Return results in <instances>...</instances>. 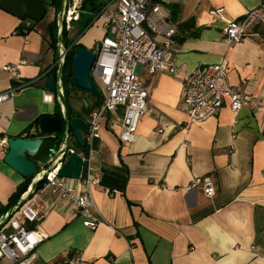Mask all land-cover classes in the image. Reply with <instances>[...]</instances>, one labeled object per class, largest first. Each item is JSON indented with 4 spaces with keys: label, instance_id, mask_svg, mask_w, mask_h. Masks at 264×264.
Here are the masks:
<instances>
[{
    "label": "crops",
    "instance_id": "1",
    "mask_svg": "<svg viewBox=\"0 0 264 264\" xmlns=\"http://www.w3.org/2000/svg\"><path fill=\"white\" fill-rule=\"evenodd\" d=\"M161 1L171 15L178 6L176 27L194 18L198 35L184 37L177 27V74L138 67L149 96L132 143L120 139L122 108L103 118L92 145L71 142L84 156L95 150L100 179L91 188L105 222L89 229L66 200L47 190L40 202L47 213L35 226L41 243L34 264H67L76 253L85 264H264V114L246 107L235 112L226 98L217 114L190 122L181 99L187 72L226 57L230 84L264 101V25L230 47L223 19L238 18L262 0ZM106 7L113 10L116 2ZM60 10L55 0H0V93L32 82L0 102V216L25 181L4 161L6 140L23 135L42 115L56 114L60 104L44 88L58 56L53 31ZM98 20L82 43L89 48L104 32V18ZM21 60L14 80L3 68ZM71 95L74 111L90 122L103 95L76 87ZM45 156L39 161L47 162ZM207 174L216 185L213 197L201 187L188 190Z\"/></svg>",
    "mask_w": 264,
    "mask_h": 264
},
{
    "label": "built area",
    "instance_id": "2",
    "mask_svg": "<svg viewBox=\"0 0 264 264\" xmlns=\"http://www.w3.org/2000/svg\"><path fill=\"white\" fill-rule=\"evenodd\" d=\"M83 1L73 0L71 6L68 0L65 21L68 31L73 27L72 22L79 19ZM114 1L115 9L109 11L106 7L98 14V17L104 18V32L95 44L96 57L90 75L100 85L103 102L100 108L92 112L90 129L85 136L86 145H92L93 140L100 136L103 118L117 108L123 109L121 141L132 143L136 139L140 120L147 112L149 96L137 72V66L145 65L150 72H179L173 45L178 30L164 3L158 1L152 4L151 0ZM72 8L74 12L71 14ZM222 11L219 8L215 13L221 15ZM60 16L61 11L58 23ZM223 19L225 42L230 47L234 46L248 35L254 25H264V0L238 18ZM74 44L72 42L67 45L62 39L57 47L58 56L52 71L58 67L64 68L67 55ZM24 63L25 60H21L15 65H5L3 69L15 80L18 78L19 67ZM228 65V58L223 57L218 62L199 64L184 76L181 99L190 122H202L217 114L226 98L235 112L246 107L264 114V101L259 96L242 92L230 84ZM63 78L58 79V84L64 93ZM30 84L32 82L20 81L12 84L7 91L0 93V102L11 99ZM56 97L61 103L60 95L56 94ZM71 142L72 138L67 145L62 136L59 148L54 154L49 153V160L45 165H39L40 169L36 170L28 189L0 216V264H34L36 250L41 243L35 226L46 216L47 208L40 202L47 190L55 191L59 199L66 200L89 229L95 230L105 222L91 188L100 179L95 165V150L91 148L89 155L84 156L72 147ZM69 152H77L83 156L79 179L59 176ZM38 181L40 182L35 187L34 184ZM197 187H201L208 197H213L217 192L215 182L209 174L194 178L188 190ZM20 200L23 202L20 203ZM64 263L85 264V261L76 253L66 258Z\"/></svg>",
    "mask_w": 264,
    "mask_h": 264
},
{
    "label": "water",
    "instance_id": "3",
    "mask_svg": "<svg viewBox=\"0 0 264 264\" xmlns=\"http://www.w3.org/2000/svg\"><path fill=\"white\" fill-rule=\"evenodd\" d=\"M67 7L68 0H62L61 16L58 23L57 47L63 39ZM95 57V50L85 45L79 47L73 54L74 80L79 87L86 90H94L95 88V83L90 75ZM63 75V67H58L57 70L47 75L44 85L45 90L48 92L60 95L62 118L56 114H44L40 117L38 123L39 131L43 134L42 136L10 137L6 140L9 151L4 157V161L25 178L33 176L38 165L46 164L44 161L36 160V156L40 153L41 147L46 142L48 136L55 137L56 134L63 133L67 145L70 144L71 138H74L79 146H86L85 136L90 129L89 122L82 116L73 118L69 116L65 95L60 88V84H58V79L63 78ZM60 144L56 142L51 148V153L54 154ZM63 149L65 152L68 151L66 147ZM82 167L83 156L77 152H69L66 161L59 171V176L79 179ZM39 182H36L34 186L36 187ZM19 202L22 203L23 201L20 200Z\"/></svg>",
    "mask_w": 264,
    "mask_h": 264
},
{
    "label": "trees",
    "instance_id": "4",
    "mask_svg": "<svg viewBox=\"0 0 264 264\" xmlns=\"http://www.w3.org/2000/svg\"><path fill=\"white\" fill-rule=\"evenodd\" d=\"M97 1L98 0H84L82 2L81 8H80L81 11H80L79 19L74 20L73 22L85 21L86 24L88 25L96 15H97L96 18H98V14L102 11V9L105 7L106 4L98 3ZM158 1H161V0H151V3L153 4V3L158 2ZM55 2H56L57 8L61 9L62 0H55ZM177 11H178V6L174 5L173 6V13L171 15L172 21H174L173 19H174V16L177 14ZM177 27H178V30H180L184 34V37L187 35H192V36L198 35V31L196 30V22H195L194 18H190L188 20H185V21L179 23L177 25ZM53 36H54V40H55L54 44L56 42L55 45L57 48V42H58V24L57 23H55V29L53 31ZM184 37L181 39H184ZM63 40L67 45H70L72 43L69 39V31L66 29V27L64 28V31H63ZM82 45H83L82 43L75 42V44L73 45V48L71 49V51L67 55L66 62H65L64 68H63V71H64V78H63L64 94H65V98H66L68 114L71 118L81 116L80 113L74 111V108L71 105L72 87H76V88L82 89L84 91H89L91 93L96 94L98 96V98H102V94H101L98 86L95 85L94 90H86V89L79 87L77 82L74 80V76H73V73H74L73 54ZM56 99H57V97H56ZM56 115H58L62 118V109H61L60 104H58V106H57ZM39 119L40 118H37L36 122L32 123L29 127H27L26 130L24 131L23 135H21L20 137H22V136L23 137L42 136L43 134L39 131V128H38ZM34 126L36 127L35 130L33 129ZM62 136H63V133L62 134H56L55 137L48 136L46 139V142L41 147L40 153L36 156V160L39 161V158L51 153V148L54 146V144L56 142L61 143ZM72 141H74V143L77 144L74 138H72ZM72 147H74V146H72ZM37 169L39 170L40 168L38 167ZM34 176L35 175L25 178V181L19 185L17 191L13 194V196L10 200L11 205H14L19 200L20 196L28 189V186L30 185Z\"/></svg>",
    "mask_w": 264,
    "mask_h": 264
},
{
    "label": "rangeland",
    "instance_id": "5",
    "mask_svg": "<svg viewBox=\"0 0 264 264\" xmlns=\"http://www.w3.org/2000/svg\"><path fill=\"white\" fill-rule=\"evenodd\" d=\"M98 3H104L107 4L109 6L111 0H98ZM69 4H71V6L73 5V0H69ZM68 9V8H67ZM80 11L79 10V15H80ZM97 16V15H96ZM96 16L93 18V20L87 25L85 21H80V22H72V29L69 31V39L71 42H77V43H83L86 38L93 33V30L95 27H97L98 24V19L96 18ZM66 18V16H65ZM93 23V24H92ZM93 49L95 48L94 46H91ZM141 66V65H139ZM137 66V72H138V67ZM94 83L96 86H98V82L97 80L94 79ZM79 148V147H78ZM45 160H47V156L44 157Z\"/></svg>",
    "mask_w": 264,
    "mask_h": 264
},
{
    "label": "bare ground",
    "instance_id": "6",
    "mask_svg": "<svg viewBox=\"0 0 264 264\" xmlns=\"http://www.w3.org/2000/svg\"><path fill=\"white\" fill-rule=\"evenodd\" d=\"M74 12V9L72 8L71 14Z\"/></svg>",
    "mask_w": 264,
    "mask_h": 264
}]
</instances>
